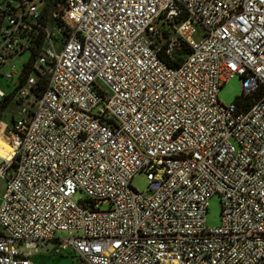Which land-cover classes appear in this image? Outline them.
<instances>
[{"label":"built area","instance_id":"obj_1","mask_svg":"<svg viewBox=\"0 0 264 264\" xmlns=\"http://www.w3.org/2000/svg\"><path fill=\"white\" fill-rule=\"evenodd\" d=\"M25 50L20 72L0 69L16 78L0 100L21 109L0 157V264L47 247L84 264H264V0H0V67ZM234 75L239 96L219 101Z\"/></svg>","mask_w":264,"mask_h":264},{"label":"rangeland","instance_id":"obj_2","mask_svg":"<svg viewBox=\"0 0 264 264\" xmlns=\"http://www.w3.org/2000/svg\"><path fill=\"white\" fill-rule=\"evenodd\" d=\"M31 51L25 50L23 52H15L12 55H8L6 58V65L3 64L0 69L8 68L7 64H14L16 70L20 72L25 65L30 62ZM16 78H14L15 80ZM14 80H6L4 77L0 76V89L6 93H11L14 89ZM241 92L240 89V78L234 75L232 78L228 79L218 90V100L224 103H230L236 100ZM21 110L16 104L13 96L6 103L0 113V123L6 124L7 129L0 131V143H4L5 140L9 138L8 128L10 127L11 121L10 117L17 115V112ZM6 143V142H5ZM131 185L138 191H142L147 186V179L144 172L136 173L131 179ZM3 182L0 181V194L2 190ZM83 194L77 192L74 198H82ZM100 207H106V205H101ZM205 225L208 227L216 226L220 223V202L219 197L216 194H212L207 199V207L204 216ZM65 232H57L55 236L62 237L66 236ZM34 256V261L36 264H84L76 255L72 252L66 250L59 254L51 253L49 247L39 248L32 251Z\"/></svg>","mask_w":264,"mask_h":264},{"label":"bare ground","instance_id":"obj_3","mask_svg":"<svg viewBox=\"0 0 264 264\" xmlns=\"http://www.w3.org/2000/svg\"><path fill=\"white\" fill-rule=\"evenodd\" d=\"M14 137L9 135V138L4 143H0V157L10 159L14 151Z\"/></svg>","mask_w":264,"mask_h":264},{"label":"trees","instance_id":"obj_4","mask_svg":"<svg viewBox=\"0 0 264 264\" xmlns=\"http://www.w3.org/2000/svg\"><path fill=\"white\" fill-rule=\"evenodd\" d=\"M11 99V94L5 95L1 100H0V113L3 107L6 105V103ZM16 116V115H15ZM14 116L10 117V120H13Z\"/></svg>","mask_w":264,"mask_h":264},{"label":"crops","instance_id":"obj_5","mask_svg":"<svg viewBox=\"0 0 264 264\" xmlns=\"http://www.w3.org/2000/svg\"><path fill=\"white\" fill-rule=\"evenodd\" d=\"M30 259L35 263L34 256L31 254ZM36 264V263H35Z\"/></svg>","mask_w":264,"mask_h":264}]
</instances>
